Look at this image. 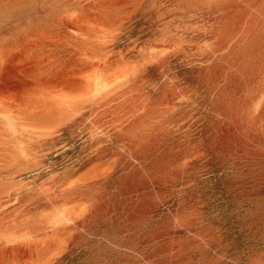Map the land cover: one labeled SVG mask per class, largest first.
<instances>
[{
    "label": "rangeland",
    "instance_id": "374dc122",
    "mask_svg": "<svg viewBox=\"0 0 264 264\" xmlns=\"http://www.w3.org/2000/svg\"><path fill=\"white\" fill-rule=\"evenodd\" d=\"M0 264H264V0H0Z\"/></svg>",
    "mask_w": 264,
    "mask_h": 264
}]
</instances>
